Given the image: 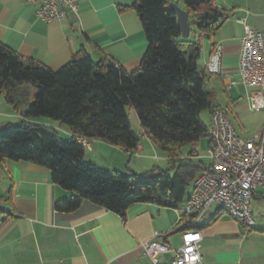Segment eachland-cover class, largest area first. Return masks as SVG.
Wrapping results in <instances>:
<instances>
[{
  "label": "crops",
  "instance_id": "0c3cea01",
  "mask_svg": "<svg viewBox=\"0 0 264 264\" xmlns=\"http://www.w3.org/2000/svg\"><path fill=\"white\" fill-rule=\"evenodd\" d=\"M134 1L79 0L77 13L70 11L64 20L45 21L38 15L35 2L0 0V41L20 55L33 57L54 70L67 63L82 47L95 60L106 55L133 70L140 66L148 47L143 24L131 8ZM170 1L186 10L180 0ZM211 4L228 17L211 39L203 38L201 66L205 68L214 46L220 44L223 73L212 78L222 82L226 90V103L238 125L231 118L236 129L249 137L264 126V110H250L251 102L259 99L261 89L241 83L228 87L225 74L230 73L232 80L240 81L238 66L245 25L264 29V0H212ZM195 38L197 33L191 31L190 37L183 41L188 43ZM4 100L0 92V106ZM247 112H252L253 118ZM142 132L134 154L93 138L92 149H87L85 159L118 171L127 165V171L139 174L156 167L171 168L173 164L167 155L149 139L144 129ZM192 147L183 148L178 158L190 156ZM193 157L206 166L211 164L210 157L206 162L199 152ZM74 193L55 183L45 166L24 160L1 162L0 264H150L144 254V241L159 234L161 241L179 247L183 232L192 229L183 228L185 203L176 208L140 202L132 205L125 216L89 200L73 212L55 209L57 200ZM263 203L264 195L256 193L252 205ZM219 210L220 207L214 210L210 207L193 227L203 235V264H264V221L259 223L252 210L254 224L250 227L241 225L224 211L210 222ZM172 256L169 253L163 258L169 260Z\"/></svg>",
  "mask_w": 264,
  "mask_h": 264
},
{
  "label": "trees",
  "instance_id": "16d2710c",
  "mask_svg": "<svg viewBox=\"0 0 264 264\" xmlns=\"http://www.w3.org/2000/svg\"><path fill=\"white\" fill-rule=\"evenodd\" d=\"M180 1L189 12L191 31L197 33L188 43L170 0L134 1L131 8L143 24L148 47L133 70L106 55L95 60L84 47L54 70L0 41V92L22 116L20 123L0 130V163L24 160L47 167L55 183L75 192L55 202L57 211L73 212L85 200L121 216L140 202L177 208L186 203L187 189L197 174L208 167L194 159L193 147L186 159L178 155L208 136L210 124L202 120V112L221 107L217 93L205 89L216 74L201 66L203 45L198 34L211 39L228 16L212 0ZM129 109L170 159L171 168L122 173L85 159L87 149L78 137L136 152L141 134L131 125ZM41 118L66 126L68 139L60 138L55 127L34 121ZM182 220L183 228L195 225L186 213Z\"/></svg>",
  "mask_w": 264,
  "mask_h": 264
},
{
  "label": "built area",
  "instance_id": "2783aa9c",
  "mask_svg": "<svg viewBox=\"0 0 264 264\" xmlns=\"http://www.w3.org/2000/svg\"><path fill=\"white\" fill-rule=\"evenodd\" d=\"M38 4L37 13L45 21L64 20L69 12H78L79 0H25ZM203 33L198 34L201 43ZM223 49L217 44L211 52L205 69L211 74H222ZM240 81L226 73V85L260 88L261 95L252 101L251 111L264 110V29L245 25L240 61ZM211 164L193 180L192 191L185 203V213L193 216V223L203 219L213 204H218L234 220L245 227L254 224L252 202L259 189L264 190V126L252 136L245 137L236 129L225 109L218 107L210 112L208 130ZM82 145L91 150V139L78 137ZM194 154L197 147L193 146ZM161 235L142 243L150 264H203L201 253L203 235L192 228L183 232L182 244L172 247L161 241ZM172 253L171 259L163 255Z\"/></svg>",
  "mask_w": 264,
  "mask_h": 264
},
{
  "label": "rangeland",
  "instance_id": "374dc122",
  "mask_svg": "<svg viewBox=\"0 0 264 264\" xmlns=\"http://www.w3.org/2000/svg\"><path fill=\"white\" fill-rule=\"evenodd\" d=\"M202 60H203V56H202ZM241 88V90L244 88L242 85L239 87ZM206 90H210V91H215L217 93V95L219 96V100L221 101V105L222 107L226 110L229 118L232 120L234 119L231 113V107L227 102V94H226V90H224L222 82L218 81L216 79V77L212 78L210 81V84L207 85L205 87ZM233 95H237L234 91H232ZM249 116H251V118H253V114L252 112H247ZM129 117H130V121H131V125L133 127L134 130H136L138 133H143L142 132V127L140 125L139 119L137 117L136 112L133 109H129ZM201 118L202 120L209 125L210 124V112L209 110H204L201 114ZM42 122H44L45 124L49 125V126H53L56 129H58V135L60 138L62 139H68L69 135L68 133H66L64 130L67 131L66 126L60 127L59 124L53 120H50L48 118H41L40 119ZM39 120V122H41ZM21 121V117L15 112L13 106L9 103H7L5 100L3 102V104L0 106V130H3L8 123H20ZM234 122V120H233ZM234 124L236 126L237 123L236 121L234 122ZM254 133V132H253ZM256 133V132H255ZM209 137L208 136H203L201 137V139L199 140V143L197 145V151L200 153V155H202L204 157V160L207 162L209 161ZM160 151V149H159ZM136 160V159H135ZM161 164V163H159ZM99 167H103L104 165H102V163H99L98 165ZM127 165H124L122 167V169H120V171L122 173H126L127 172ZM162 166H167V165H162ZM146 170V169H143ZM143 172V171H142ZM174 172V171H173ZM174 174V173H173ZM172 174V175H173ZM150 176H153V174H149ZM190 190V186L187 189V192ZM259 193H264V190L259 189L258 190ZM252 210L254 212V218H256V220H258L259 223H261V220L264 221V203L262 205H252ZM219 208L218 204H213L211 206V210L217 209ZM263 223V222H262ZM255 228H257V225L254 226Z\"/></svg>",
  "mask_w": 264,
  "mask_h": 264
},
{
  "label": "water",
  "instance_id": "95a60500",
  "mask_svg": "<svg viewBox=\"0 0 264 264\" xmlns=\"http://www.w3.org/2000/svg\"><path fill=\"white\" fill-rule=\"evenodd\" d=\"M170 8L176 14L177 24L182 33L183 38H189L191 33L190 15L189 12L183 9L179 3L171 1Z\"/></svg>",
  "mask_w": 264,
  "mask_h": 264
}]
</instances>
